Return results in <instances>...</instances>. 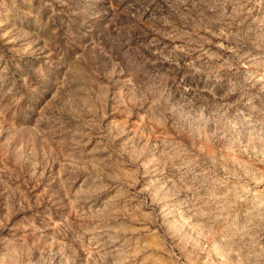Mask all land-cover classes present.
<instances>
[{"label":"rangeland","instance_id":"rangeland-1","mask_svg":"<svg viewBox=\"0 0 264 264\" xmlns=\"http://www.w3.org/2000/svg\"><path fill=\"white\" fill-rule=\"evenodd\" d=\"M0 264H264V0H0Z\"/></svg>","mask_w":264,"mask_h":264}]
</instances>
